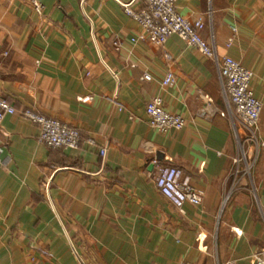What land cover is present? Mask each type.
I'll list each match as a JSON object with an SVG mask.
<instances>
[{"label":"crops","instance_id":"obj_1","mask_svg":"<svg viewBox=\"0 0 264 264\" xmlns=\"http://www.w3.org/2000/svg\"><path fill=\"white\" fill-rule=\"evenodd\" d=\"M35 1L39 13L30 0H0V98L78 130L81 143L48 148L36 125L5 117L0 264H254L264 251V147L245 142L216 64L176 35L161 47L132 42L141 29L115 0ZM175 6L201 21L218 58L252 73L264 143V0ZM153 98L184 119L182 130L148 126ZM153 161L181 169L201 203L176 210L155 187Z\"/></svg>","mask_w":264,"mask_h":264},{"label":"built area","instance_id":"obj_2","mask_svg":"<svg viewBox=\"0 0 264 264\" xmlns=\"http://www.w3.org/2000/svg\"><path fill=\"white\" fill-rule=\"evenodd\" d=\"M123 9L124 14L136 22L141 34L131 41H148L161 47L173 35L178 36L187 46L197 49L203 56L212 60L217 67L221 92L230 110L233 120L246 132L245 142H253L264 147L257 133V123L261 111V103L254 97L250 87L252 73L243 68L230 57L218 58L214 46L206 43L200 36L203 29L201 21H191L183 17L176 9L177 0H130L121 3L115 0ZM142 6L133 9L136 2ZM36 12L41 6L35 0H30ZM117 46V42L113 43ZM150 81L149 75L142 77ZM174 78L168 75L162 80L163 86H169ZM147 124L160 133L180 131L184 127V119L180 115L167 113L160 98H153L145 106ZM18 115L39 129L38 142L51 149L76 150L81 143L78 130L70 128L56 119L46 118L31 108L16 110L8 101L0 98V125L6 116ZM94 146L93 140L86 142ZM104 148L99 150V156L104 157ZM245 172L249 173L253 162H248L241 148V158ZM155 166L154 184L159 194L164 197L176 210L181 211L185 204L199 205L202 194L190 184V178L181 169L172 165H164L153 161ZM254 264H264V251H258L252 256ZM181 264H190L187 262Z\"/></svg>","mask_w":264,"mask_h":264},{"label":"water","instance_id":"obj_3","mask_svg":"<svg viewBox=\"0 0 264 264\" xmlns=\"http://www.w3.org/2000/svg\"><path fill=\"white\" fill-rule=\"evenodd\" d=\"M159 157H161V156H159Z\"/></svg>","mask_w":264,"mask_h":264}]
</instances>
